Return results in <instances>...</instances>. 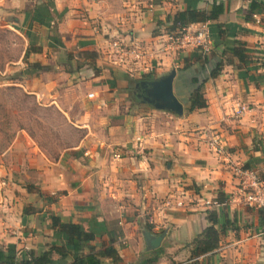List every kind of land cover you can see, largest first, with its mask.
I'll use <instances>...</instances> for the list:
<instances>
[{"label":"crops","instance_id":"1","mask_svg":"<svg viewBox=\"0 0 264 264\" xmlns=\"http://www.w3.org/2000/svg\"><path fill=\"white\" fill-rule=\"evenodd\" d=\"M216 1L224 12L208 23L212 45L203 56L161 49L166 19L185 9L183 0H153L152 7L147 0H0V24L22 34L26 66L48 67L29 68L24 89L81 131L78 143L56 160L40 154L12 163L30 192L10 176L12 192L0 196V249L46 250L55 242L50 218L57 217L94 234L83 253L97 254L103 264H112L99 255L109 244L119 255L116 264L145 258L143 229L164 235L154 264H264L262 210L208 205L236 193L235 167L256 170L264 181V0ZM252 1L261 7L247 21ZM212 2L199 0L197 8L209 10ZM113 42L145 54L139 62L128 53L119 57ZM235 42L245 44V62L229 54ZM203 59L223 63L203 85L204 109L184 108L177 116L154 109L141 95L131 98L135 81L133 93L145 94L146 87L135 88L138 77L159 78L174 69V93L187 103ZM239 105L247 110L236 117ZM202 130L219 133L223 155L205 147ZM117 152L120 159L113 158ZM16 189L24 195L16 196ZM208 211L217 214V228L226 221L225 232L217 250L194 257L190 243L207 227Z\"/></svg>","mask_w":264,"mask_h":264},{"label":"rangeland","instance_id":"2","mask_svg":"<svg viewBox=\"0 0 264 264\" xmlns=\"http://www.w3.org/2000/svg\"><path fill=\"white\" fill-rule=\"evenodd\" d=\"M135 47L133 45L130 49ZM25 48L22 34L0 24V196L12 192V180L17 176L19 182L15 185L18 188L26 189L30 184L23 180L24 173L11 170L12 163H23L33 157L37 159L36 155L40 154L51 161L56 160L81 138V131L74 130L76 127L61 111L44 104L41 98L24 89L30 81L26 80L29 67L25 64L28 57ZM138 54L139 58L134 62H139L145 53L140 51ZM153 76H140L137 81H149ZM135 82L130 85L132 99L137 98L133 93ZM14 194L24 195L19 189L14 190Z\"/></svg>","mask_w":264,"mask_h":264},{"label":"trees","instance_id":"3","mask_svg":"<svg viewBox=\"0 0 264 264\" xmlns=\"http://www.w3.org/2000/svg\"><path fill=\"white\" fill-rule=\"evenodd\" d=\"M183 2L185 4V9L183 11L177 12L171 17H167L166 22H168V26L165 27L166 34L180 33L183 28L190 24H208L214 22L224 12L223 3L217 2L216 0H213L209 10L204 11L197 8L199 0H183ZM260 7L259 4L252 1L245 19L247 21L252 20L253 14L258 11ZM37 16L39 15L37 14ZM247 51L245 44L235 42L231 49H229V54L240 62H245L247 60ZM28 52V50L25 52L26 56ZM201 63L203 64L199 73L201 74V78L200 81L198 78L195 79L193 84L195 90L191 98L187 103L179 98L187 112L204 109L206 107V101L202 92L203 85L208 79L215 78L220 73V69L223 65L222 62H207L206 59H203ZM28 67L32 69L31 72L48 70V67L41 66L38 63L28 65ZM74 130L78 131L76 128H74ZM27 190L30 192L29 187H27ZM217 200L223 202L226 199L218 198ZM260 214L264 222V212L262 211ZM206 219L207 227L190 243L192 246L191 253L194 257L211 254L217 250L220 233L225 232L224 225H226V221L221 225L220 229L216 227L219 221L215 211H208ZM50 221L51 229L53 230L52 239L55 242L51 243L46 250L38 254L33 250L18 251L15 245L9 244L4 250L0 249V264H67V259L69 257H72V262L70 264H103L97 254L92 252L90 254L83 253L84 248L94 240L95 236L93 233L85 231L78 224L62 223L57 217H51ZM56 242H59V244ZM161 254L162 250L159 248L149 251L147 252V256L141 258L138 264H154L158 261ZM53 255H57L58 259L53 260ZM99 255L102 258L110 259L112 264H116L120 261L118 253L110 244L107 245L104 251Z\"/></svg>","mask_w":264,"mask_h":264},{"label":"built area","instance_id":"4","mask_svg":"<svg viewBox=\"0 0 264 264\" xmlns=\"http://www.w3.org/2000/svg\"><path fill=\"white\" fill-rule=\"evenodd\" d=\"M153 0H147V6L152 7ZM255 18L256 23H260L259 18ZM161 45L164 49L167 45L179 51H198L202 55H206L211 50L210 31L207 23L190 24L183 28L180 33L166 34ZM112 48L114 53L119 57L126 56V53L132 57V60L139 58L140 51L138 48L125 50L119 42H113ZM264 57V56H263ZM247 107L239 105L233 110L236 117H240L245 113ZM198 137L202 140L205 147L215 155H223L225 153L224 143L216 131L202 130L198 132ZM114 159H120L119 152L114 153ZM264 166V157L262 160ZM235 174L238 179V187L236 193L229 199L219 202L217 199L212 200L208 205L211 209L226 207L227 205H241L245 207L260 209L264 212V181L260 178L258 171L253 169H244L235 167ZM181 203H177L180 206Z\"/></svg>","mask_w":264,"mask_h":264},{"label":"water","instance_id":"5","mask_svg":"<svg viewBox=\"0 0 264 264\" xmlns=\"http://www.w3.org/2000/svg\"><path fill=\"white\" fill-rule=\"evenodd\" d=\"M175 75L176 71L171 69L169 73L159 78L139 82L135 88H138L137 86L140 85L146 87V91L144 95L139 91L140 93L136 94V96L139 98L138 95H141V99L156 110L167 111L181 116L185 107L179 100V97L174 93L173 82ZM24 222L25 219H23ZM142 234L146 244V250L152 251L160 247L164 236L163 234L152 236L146 229H143Z\"/></svg>","mask_w":264,"mask_h":264}]
</instances>
